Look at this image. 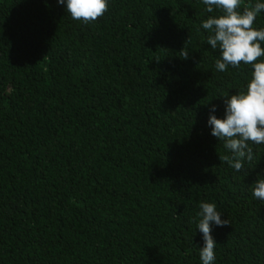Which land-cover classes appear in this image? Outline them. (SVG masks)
Returning a JSON list of instances; mask_svg holds the SVG:
<instances>
[{"label":"trees","instance_id":"16d2710c","mask_svg":"<svg viewBox=\"0 0 264 264\" xmlns=\"http://www.w3.org/2000/svg\"><path fill=\"white\" fill-rule=\"evenodd\" d=\"M108 4L0 0V264H202L201 202L229 222L214 264H264V144L245 175L207 123L251 66L216 70L203 0Z\"/></svg>","mask_w":264,"mask_h":264},{"label":"clouds","instance_id":"9594fccd","mask_svg":"<svg viewBox=\"0 0 264 264\" xmlns=\"http://www.w3.org/2000/svg\"><path fill=\"white\" fill-rule=\"evenodd\" d=\"M64 5L67 13L75 21L85 24L102 17L109 8L108 0H57ZM208 13L218 11L219 14L209 15L202 22L203 29L210 35L207 44L213 50L219 48L220 56L215 60L217 71H227L229 66L239 68L241 62L252 68L251 79L247 88L230 97L223 98L224 114L218 118L214 113L217 106L211 104L208 125L211 135L224 142V148L231 155L219 156L237 172L247 171L245 161L254 159L253 149L249 146L264 144V28L253 25L257 16L264 11V3L256 2L246 5L244 0H203ZM186 43V42H185ZM185 46V45H184ZM182 59L189 58V52L183 47L180 50ZM259 176V174H258ZM252 195L264 200V178L253 183ZM198 229L203 234V246L199 255L202 264H214L216 259V241L211 235L212 225L227 226V219L217 211L215 203L201 202Z\"/></svg>","mask_w":264,"mask_h":264}]
</instances>
